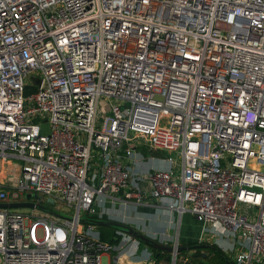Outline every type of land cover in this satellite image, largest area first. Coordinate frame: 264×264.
I'll list each match as a JSON object with an SVG mask.
<instances>
[{
	"label": "built area",
	"instance_id": "obj_1",
	"mask_svg": "<svg viewBox=\"0 0 264 264\" xmlns=\"http://www.w3.org/2000/svg\"><path fill=\"white\" fill-rule=\"evenodd\" d=\"M0 159V264H115L96 218L154 205L264 264V0H0Z\"/></svg>",
	"mask_w": 264,
	"mask_h": 264
},
{
	"label": "rangeland",
	"instance_id": "obj_2",
	"mask_svg": "<svg viewBox=\"0 0 264 264\" xmlns=\"http://www.w3.org/2000/svg\"><path fill=\"white\" fill-rule=\"evenodd\" d=\"M28 80L29 78H25ZM17 163V161H14ZM17 169L13 168L12 162L10 160L0 159V180L1 182H9V179L5 177V173L11 172L16 173ZM5 175V176H4ZM22 195L19 194L18 197ZM39 196L43 203L47 206V209L51 210L55 213H61V209L54 202H49L45 200L43 195L39 193ZM15 211H23L26 212L30 208L26 205H22L19 207H13ZM35 213L44 211L41 207H36L33 209ZM49 214V213H48ZM52 217H55V214H49ZM115 221L121 222L124 225L131 226L134 229H137L141 233L146 236L151 237L152 239H156L158 241L164 242L166 244L173 243H194V242H204L205 244L200 245V247H188L183 250H177L174 255V259H172V255L170 252L167 253L169 259H165L163 257H154V250L144 243L140 239H136V250L134 252H129L127 249L126 253L128 256H124L121 258V264H173L177 261L181 260L180 263L185 262V264H221V262H231L232 256V239L226 235H210L207 232H200L201 222L195 216H192L187 211H182L180 214L176 212L170 213L168 211H156V209H151L145 206H139L135 208V210H122L121 207L117 208L114 216L112 217ZM118 226V225H117ZM118 235L120 237L119 241L123 244L122 248L127 247L128 243L124 241L125 232L118 228ZM185 229V230H184ZM206 246H215L218 248L221 256H224L220 259L217 254L211 255L208 252ZM120 249L112 250L111 253L117 254ZM162 251V250H161ZM180 251V252H178ZM141 257H146L147 260H141ZM220 259V260H219ZM101 260L104 263L105 257L101 255Z\"/></svg>",
	"mask_w": 264,
	"mask_h": 264
},
{
	"label": "water",
	"instance_id": "obj_3",
	"mask_svg": "<svg viewBox=\"0 0 264 264\" xmlns=\"http://www.w3.org/2000/svg\"><path fill=\"white\" fill-rule=\"evenodd\" d=\"M34 196V197H38V195L36 193H30V192H25L24 196ZM22 205H26V206H32L33 203L32 201H29L27 199H18V200H0V206H5V207H19ZM96 224H114L116 225L118 223V221H115L113 219H103V218H96L95 220ZM124 230H126V232L130 233L132 236L134 237H138L140 240H142L144 243H146L147 245H149L152 248H157L159 250H166L169 251L172 255V259H174V253L176 250L180 249V248H188L189 245L187 244H183V243H173V244H166L164 242L158 241V240H154L149 236L144 235L143 233H141L140 231H138L137 229H134L131 226H127L122 224ZM203 245L205 244L204 242H194L193 245ZM172 262V261H171Z\"/></svg>",
	"mask_w": 264,
	"mask_h": 264
},
{
	"label": "trees",
	"instance_id": "obj_4",
	"mask_svg": "<svg viewBox=\"0 0 264 264\" xmlns=\"http://www.w3.org/2000/svg\"><path fill=\"white\" fill-rule=\"evenodd\" d=\"M29 89L30 88L27 87L25 90L27 91ZM117 225L122 226V223L121 222H118L116 225L109 224V223H107V224H97L96 225V228L98 230L99 238H101L102 240H104L105 242H108V243H116V241H118V239H119V235H118V232H117ZM193 244L194 243H192V242L191 243H187V245H189L188 247H200L198 244L197 245H193ZM206 247L208 249L209 254H211V255L212 254L213 255H216L217 254V256L220 259H222L224 257V256H221L220 252L218 251V248H216L215 246L214 247L213 246H206ZM180 249L183 250L185 248H180ZM180 249H178V250H180ZM152 250H154V253H153V256L154 257H159V258L160 257H163L166 260L169 259L168 255H167V253L169 251L168 252L166 250H162L161 251V250H159L157 248H155V249L152 248ZM176 251H175V253H176ZM178 252H180V251H178ZM175 258H176V255H175ZM180 261L181 260L177 261V263L175 262V264H180ZM221 264H234V263H233V261H231V262H225V261H223V262H221Z\"/></svg>",
	"mask_w": 264,
	"mask_h": 264
},
{
	"label": "crops",
	"instance_id": "obj_5",
	"mask_svg": "<svg viewBox=\"0 0 264 264\" xmlns=\"http://www.w3.org/2000/svg\"><path fill=\"white\" fill-rule=\"evenodd\" d=\"M13 164V163H12ZM14 165V164H13ZM137 207H139V206H137ZM136 207V208H137ZM146 207V206H145ZM147 207H149V208H151V209H156V211H168V212H170V213H174L173 211H169L168 209H166V208H163L162 206H156V205H154V206H147ZM185 230V229H184ZM123 255L124 254H119L117 257H118V259H117V262L115 263V264H121V262H120V260H121V258H123ZM104 264H107V261L106 262H104ZM114 264V263H113ZM126 264H127V262H126Z\"/></svg>",
	"mask_w": 264,
	"mask_h": 264
},
{
	"label": "flooded vegetation",
	"instance_id": "obj_6",
	"mask_svg": "<svg viewBox=\"0 0 264 264\" xmlns=\"http://www.w3.org/2000/svg\"><path fill=\"white\" fill-rule=\"evenodd\" d=\"M120 225H118V227H119Z\"/></svg>",
	"mask_w": 264,
	"mask_h": 264
}]
</instances>
